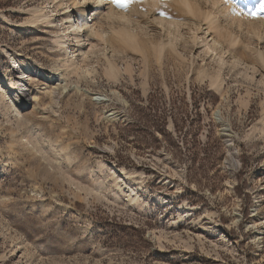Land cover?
I'll list each match as a JSON object with an SVG mask.
<instances>
[{"label":"rangeland","instance_id":"374dc122","mask_svg":"<svg viewBox=\"0 0 264 264\" xmlns=\"http://www.w3.org/2000/svg\"><path fill=\"white\" fill-rule=\"evenodd\" d=\"M190 1L219 27L180 0H143L128 7L136 42L125 44L107 18L122 10L104 5L78 50L55 3L0 0V97L9 79L23 102L15 118L0 101V264H264V10L240 28L212 0ZM43 7L55 23L27 25ZM204 36L251 68L234 74ZM149 101L168 136L152 117L126 127Z\"/></svg>","mask_w":264,"mask_h":264},{"label":"bare ground","instance_id":"6f19581e","mask_svg":"<svg viewBox=\"0 0 264 264\" xmlns=\"http://www.w3.org/2000/svg\"><path fill=\"white\" fill-rule=\"evenodd\" d=\"M48 1H50L51 3H55V6L59 7L61 9V11L63 12V14H62L63 15V21H64L63 25L65 26L66 31L70 32L71 37H73V40L75 42V47L78 50H80L81 46H83L82 45L83 40L80 36V30L82 29V26L85 25V26L90 27L89 23L91 22L93 15L91 14L89 17V14L94 12V11H97L98 13H102L101 8L104 5H109L110 9L113 8L112 7L113 5L108 3V0H48ZM212 2L222 12L221 14L224 15L225 19L230 24L231 23L236 24L237 27L241 28L240 23H239L240 21H242L245 18L246 19L250 18V17H246V15L235 14L233 12V8H236L238 10H243V11H246V10H244L243 8L239 7L236 4H233V2H231V1L229 3H225L224 0H212ZM69 3L71 4V8H73V12L75 13L74 19H71V15H70V12L68 10V8L70 6L68 7L67 4H69ZM262 3H263V1H262ZM180 4L183 6L184 10L186 9V11L191 16H195V14H199L200 16L203 17V20L208 24V26H211L213 28H214V26L219 27L220 22H219V19L217 18L216 14L208 12V11H206V12L199 11V13H198L197 9L192 7V6H195V4L193 2H191L190 0H180ZM45 8L46 7L35 9L31 13L30 20L28 22H26V24L27 25L29 24L30 26L39 25V24L49 26L52 23H55L53 15L47 16V15L43 14L42 11ZM122 12H123V13H121L122 16L114 17L113 14L110 13V15L107 16V18L110 19L111 21L115 22L116 24H118V27H116L117 29L114 30L115 31L114 33L116 34L117 40H119L121 43H125V44L132 43V42L135 43L136 42V35L133 32V28H132L133 25L131 24V22L127 18V15L130 16V15H133V13H131V10L129 8H127L126 10H122ZM123 14H125V15L123 16ZM135 15L137 16V14H135ZM88 17H89V19H88ZM180 21H181V23L187 25L192 20L187 18V17H183ZM249 22L247 21V23H249ZM250 23H252V22H250ZM212 25H214V26H212ZM195 28H196V30L198 29L197 26ZM231 36H234V35H231ZM231 38L232 37H230L228 39H231ZM203 39H204V42L206 43L207 49L212 54H215L217 56V58L219 59L218 60L219 62H222V60H220V59L225 57L224 62H222L221 64H223L225 67H227L230 71H233L234 74L244 73L245 71L244 72L242 71V67L245 69L251 68V66L249 64L241 61L239 58H237L235 55H233V53L228 52V51L224 52L222 49H220L219 44L214 39H211L209 41L205 36ZM63 44H64V41L61 38L55 39V45L57 47H61ZM261 57L263 58V56H261ZM68 62H70L71 65H72V63H74L73 59H71ZM68 62L65 61L66 67H67V65H69ZM13 64L17 67L18 61L13 60ZM70 66H69V68H70ZM71 67H73V66H71ZM74 68H76V67H74ZM127 70H128V68H126V71ZM56 74L57 73H47L44 75L40 74L39 76L43 77L44 81L46 83H50V82H52L55 79L60 77L58 74H57L58 77H56ZM105 74H106V76H108L111 79H116L120 76L121 71L119 68H117V66L113 62L107 60V66L105 68ZM32 77H33V74H31V69H26L24 73H21L20 79L22 80V84H23L22 90H24V91L26 90V86L28 85V82H29V80L32 79ZM219 78H220V75L217 74L215 76V78H213V81L211 84H213V85L216 84L217 86H220L221 83H220ZM11 82L9 81V79H7V80L2 79L1 80V83H3L5 85L6 90H8L9 92H11L13 94L11 96H8V98L5 96L0 97V101L1 102L7 101V102L3 103V105H4L3 107H5V109H8L9 112H11L12 111L11 109H13L14 112H12V113H14V115H17L15 117V118H17L21 114L20 107H21V104H23V102H22L21 98L18 95H16L17 93L13 92L14 87L11 84ZM24 86H25V88H24ZM43 90H47V88H44ZM5 98H7V99L5 100ZM15 120H19V119H15ZM16 123H19V122L17 121ZM17 126H18V124H17ZM122 178H123V180H127L129 177L125 173H123ZM116 185H117V183H116ZM125 197L127 200H130V202L135 201V199L130 198L129 195H125Z\"/></svg>","mask_w":264,"mask_h":264},{"label":"trees","instance_id":"16d2710c","mask_svg":"<svg viewBox=\"0 0 264 264\" xmlns=\"http://www.w3.org/2000/svg\"><path fill=\"white\" fill-rule=\"evenodd\" d=\"M211 97H216L213 93H208ZM150 103L145 107V108H140L137 107V113L136 115L133 116V118L136 120V125L137 126H133V125H126L127 128H133L134 127H139L138 124L141 123V121H149V119L152 118H156V122L157 124L156 129L160 131V134L163 135L164 137L168 136L169 134L166 133L165 131V126H166V117L164 115H159L157 113V110H155V103L153 101H149ZM181 121L183 122V120L181 119ZM172 123L174 125V128L177 130L178 125L175 119L172 120ZM181 135V134H180ZM187 137L182 136V140L181 142L186 145L187 143ZM137 143V142H136ZM139 143V142H138ZM178 143V142H177ZM238 194L241 196V191H237Z\"/></svg>","mask_w":264,"mask_h":264},{"label":"snow or ice","instance_id":"6c2138e0","mask_svg":"<svg viewBox=\"0 0 264 264\" xmlns=\"http://www.w3.org/2000/svg\"><path fill=\"white\" fill-rule=\"evenodd\" d=\"M143 0H108V3L116 7L117 9L120 10H126L131 4L134 3H142ZM225 3H229L230 0H224ZM264 10V3H261L259 5V8L256 9V11H243V10H238L236 8H233V12L237 15H251L253 17L256 16L258 11ZM159 15L163 18L166 19H172L171 16H167L164 12H160Z\"/></svg>","mask_w":264,"mask_h":264}]
</instances>
